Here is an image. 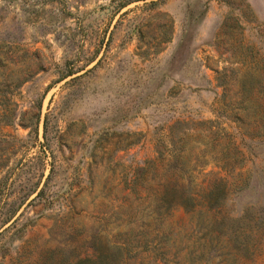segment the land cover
Instances as JSON below:
<instances>
[{"label": "rangeland", "instance_id": "obj_1", "mask_svg": "<svg viewBox=\"0 0 264 264\" xmlns=\"http://www.w3.org/2000/svg\"><path fill=\"white\" fill-rule=\"evenodd\" d=\"M85 258L264 264V0H0V264Z\"/></svg>", "mask_w": 264, "mask_h": 264}, {"label": "trees", "instance_id": "obj_2", "mask_svg": "<svg viewBox=\"0 0 264 264\" xmlns=\"http://www.w3.org/2000/svg\"><path fill=\"white\" fill-rule=\"evenodd\" d=\"M172 157H173L174 167L181 171L185 170L184 167L179 166L177 161V156L173 155ZM180 194H181L180 191L176 190L174 187H171L169 191H167V193L164 194V200L166 199L172 200L174 196L178 195L181 201L186 202L185 204L194 205L196 197H191V196L182 197V195L180 196ZM77 264H107V262L99 263L97 260L92 261L91 259L85 258V259H81Z\"/></svg>", "mask_w": 264, "mask_h": 264}]
</instances>
